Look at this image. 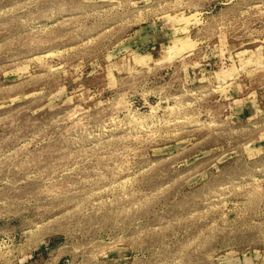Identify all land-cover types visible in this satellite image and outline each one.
I'll use <instances>...</instances> for the list:
<instances>
[{
    "label": "rangeland",
    "instance_id": "rangeland-1",
    "mask_svg": "<svg viewBox=\"0 0 264 264\" xmlns=\"http://www.w3.org/2000/svg\"><path fill=\"white\" fill-rule=\"evenodd\" d=\"M0 264H264V0H0Z\"/></svg>",
    "mask_w": 264,
    "mask_h": 264
}]
</instances>
